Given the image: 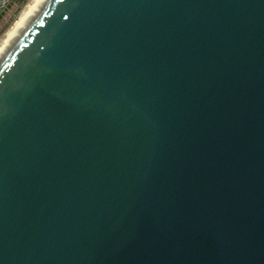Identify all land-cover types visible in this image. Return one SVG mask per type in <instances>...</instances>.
<instances>
[{"label": "water", "instance_id": "95a60500", "mask_svg": "<svg viewBox=\"0 0 264 264\" xmlns=\"http://www.w3.org/2000/svg\"><path fill=\"white\" fill-rule=\"evenodd\" d=\"M0 264H264V0H48L0 62Z\"/></svg>", "mask_w": 264, "mask_h": 264}, {"label": "bare ground", "instance_id": "6f19581e", "mask_svg": "<svg viewBox=\"0 0 264 264\" xmlns=\"http://www.w3.org/2000/svg\"><path fill=\"white\" fill-rule=\"evenodd\" d=\"M47 1L48 0H31L30 3L25 7L16 23L0 43V62L14 47L24 32L29 28L36 15Z\"/></svg>", "mask_w": 264, "mask_h": 264}, {"label": "rangeland", "instance_id": "374dc122", "mask_svg": "<svg viewBox=\"0 0 264 264\" xmlns=\"http://www.w3.org/2000/svg\"><path fill=\"white\" fill-rule=\"evenodd\" d=\"M31 0H17L4 14L0 20V43L6 34L16 23L20 14Z\"/></svg>", "mask_w": 264, "mask_h": 264}, {"label": "built area", "instance_id": "2783aa9c", "mask_svg": "<svg viewBox=\"0 0 264 264\" xmlns=\"http://www.w3.org/2000/svg\"><path fill=\"white\" fill-rule=\"evenodd\" d=\"M17 0H0V15L4 14Z\"/></svg>", "mask_w": 264, "mask_h": 264}, {"label": "trees", "instance_id": "16d2710c", "mask_svg": "<svg viewBox=\"0 0 264 264\" xmlns=\"http://www.w3.org/2000/svg\"><path fill=\"white\" fill-rule=\"evenodd\" d=\"M1 18H2V15H0V20H1Z\"/></svg>", "mask_w": 264, "mask_h": 264}]
</instances>
